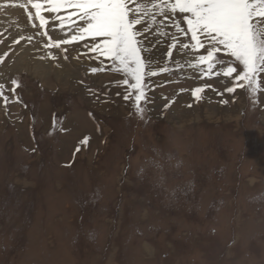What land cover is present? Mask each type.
<instances>
[{
	"label": "rangeland",
	"instance_id": "obj_1",
	"mask_svg": "<svg viewBox=\"0 0 264 264\" xmlns=\"http://www.w3.org/2000/svg\"><path fill=\"white\" fill-rule=\"evenodd\" d=\"M20 2L27 0H0V13ZM18 10L27 19L32 13L33 39L44 31L30 5ZM64 31L72 35L68 25ZM49 35L63 38L59 28ZM3 36L0 32V83L11 89L15 80L19 87L7 113L0 105L5 117L0 121V264H264V90L256 97L240 88L228 93L230 78H200L206 65L196 64L195 57L204 50H185L194 55L195 66H189V55L176 49L172 58L163 57L171 43L166 37L154 45L145 40L150 51L143 55L156 65L157 75L145 77L151 100L141 118L132 100L119 111L106 109L127 86L114 93L116 83L104 79L95 85L84 65L74 72L78 76L83 70L75 80L77 90L51 77L43 86L20 70L18 51L9 49ZM87 39L61 45L67 51L47 50H60V61L69 67L83 57L95 67L102 61L107 79H123L111 70L110 60L86 50L92 43ZM175 56L183 67L173 63ZM165 66L168 72L162 71ZM260 76L264 82V73ZM206 84L215 94L207 95L213 89L206 88L201 99L193 97L192 91ZM209 109L214 119L206 116ZM188 110L198 116L186 119ZM168 114L180 121L169 122ZM49 117L51 128L50 119L45 125ZM66 119L65 137L68 128L78 127L72 135L82 134V141L98 134L103 140L84 156L63 150ZM95 123L102 127L97 135Z\"/></svg>",
	"mask_w": 264,
	"mask_h": 264
},
{
	"label": "snow or ice",
	"instance_id": "obj_2",
	"mask_svg": "<svg viewBox=\"0 0 264 264\" xmlns=\"http://www.w3.org/2000/svg\"><path fill=\"white\" fill-rule=\"evenodd\" d=\"M28 5L34 9L38 27L44 29L37 33L47 37L44 47L67 51L61 45L90 39L89 51L96 54L95 58L103 56L110 60L111 70L123 76L115 82L116 86H127L123 99L133 101V107L141 118L151 100L147 95L150 86L145 83V77L157 75L149 56L143 55L150 51L145 40L154 45L161 42L160 37L170 39L169 50L165 53L168 58L173 56L172 49L184 56L189 55L185 50H204L195 57L196 64L206 65L200 69V78L212 79L213 75L230 78L227 82L230 86L224 89L228 93H235L240 88L256 97L264 90L260 76L264 73V0H27V3L13 6L27 11ZM45 12L51 15L46 17ZM28 20L33 28L37 27L31 12ZM66 25L72 32L70 37L64 31ZM57 28L63 38L49 35ZM146 34H154L156 39L151 40V36ZM189 36L187 42L181 39ZM20 39L31 42L33 36L21 35ZM15 42L18 44L20 40ZM173 63L177 68L183 67L179 60H173ZM186 63L195 66L191 60ZM217 65L221 67L217 68ZM213 69H217L215 73ZM91 71H104L103 62ZM162 71L168 72L169 68L165 66ZM11 83L14 85L11 89L0 83V105L6 113L19 87L15 80ZM206 88L216 91L212 85L206 84L196 87L192 91L193 97L201 99L200 94ZM82 143L87 144V138Z\"/></svg>",
	"mask_w": 264,
	"mask_h": 264
},
{
	"label": "bare ground",
	"instance_id": "obj_3",
	"mask_svg": "<svg viewBox=\"0 0 264 264\" xmlns=\"http://www.w3.org/2000/svg\"><path fill=\"white\" fill-rule=\"evenodd\" d=\"M13 4H18V3H13ZM12 7H13V10L12 11L9 10L8 14L0 13V32L3 33V35L6 37V42L8 43L9 49H15L16 51H18L19 57L17 58L18 62H16V63L20 67V70L26 71L28 73V75H31V77L34 79L35 78L37 79V77H38V80L41 82V84L43 86L45 85V87L50 85L49 84L50 81L48 80V83H46L45 79L48 77H51V79H53V82H55V84H58L61 87L66 88V89H72L73 88V90H77L79 88V86L76 85L75 80L78 79V76L82 75L83 70L79 71L80 75H78V76H77V73H74L75 70L77 71L83 65L86 68H89L86 70H90L93 67H95V65L88 64L86 62V58L83 57V58H80V61H78V62L76 61V59L72 60V63H71L72 66H70L71 67L70 68L69 65L60 61V56L58 55L60 50H58V52H56L53 50L54 49L53 48L52 51H48L47 48L44 47V44H46V43H44V42L42 43V41L39 39L37 40V37H41V36L37 35L31 42L27 41L26 39H20L21 35H25V36L31 35L32 36L31 32H34V30H36L37 28H33L31 25H29V21H28L27 17H25V15L22 11L18 10L20 7L13 6V5H12ZM28 26H31V28H29ZM55 37H57V36H55ZM2 40H4V39L1 38V41ZM16 40H20V42L17 44L15 42ZM3 46H5V45H3ZM156 49L157 50L155 51V53H157L158 56H160L159 55L160 54L159 48L157 47ZM86 50L88 52H90L89 48H87ZM191 54H193V53H191ZM191 54H189L188 57H189V60L193 61L194 59H192V58H194V55H191ZM66 55L68 57V54H66ZM24 56H26V58ZM53 56L55 57L54 59L52 58ZM22 57H23V59L20 61V59ZM61 57H62V55H61ZM175 58H177V57L175 56ZM184 59L186 60L187 57H185ZM70 69H72V70H70ZM187 73H188V71H187ZM107 76H110V75L109 74L108 75L102 74L101 71H98L96 73L89 74L87 77L90 79V81H93L95 85L101 86L102 84L105 83V81L106 82L111 81L110 85H113L115 83L116 79L110 78L111 79L110 80V79H107L108 78ZM104 79H105V81H104ZM92 86H94V85H92ZM115 89H117L119 92L123 91L122 86H115L114 89H110V90L112 92H114ZM207 91H208L207 95L212 96L213 94H215L214 91H212V90H207ZM75 92H77V91H75ZM115 92H117V91H115ZM100 93H101V91H100ZM84 96L91 98V96H89V95L84 94ZM113 96H114V100H112L113 103H108L106 109H109L112 111V109L114 108V111H119L122 108L121 104L125 103V100L123 99V94L121 93L120 95H113ZM101 100L102 99L96 100L95 103L97 105L98 104L100 105L102 102ZM240 104H242L241 100H238V103L235 104V108L237 109V111H235V114L238 116H239L238 108L239 107L241 108ZM88 106H90V105H88ZM0 109H2V106H0ZM190 110H195V108L193 107ZM190 110H188L185 118L186 119H188V118H194L195 119L198 116L197 111H190ZM211 112H212V109L206 110V116L208 115L209 119H211V118L214 119L215 114H212ZM214 112L216 113V111H214ZM170 114L167 115V120H170L169 122H171L173 124H177L180 120L179 121L174 120ZM227 114H228V112H227ZM238 116L236 117L237 119H238ZM217 117H218V120H222L221 115L217 116ZM4 119H5L4 113L0 112V121H3ZM191 122H189V123L191 124ZM76 128H78V127L70 128V129L68 128V130L71 131L70 132L71 134H77L79 132H78V129L75 130ZM93 128H95V127H93ZM97 128L98 129L95 128L96 130H92V132L100 133V130H102V127L99 126Z\"/></svg>",
	"mask_w": 264,
	"mask_h": 264
},
{
	"label": "crops",
	"instance_id": "obj_4",
	"mask_svg": "<svg viewBox=\"0 0 264 264\" xmlns=\"http://www.w3.org/2000/svg\"><path fill=\"white\" fill-rule=\"evenodd\" d=\"M170 40V39H169ZM162 55H163V57H165V58H167L166 57V55L164 54V53H161ZM159 58H160V56H158V60H159ZM164 58V59H165ZM155 59V58H154ZM175 60H182L181 58H175ZM152 66H156V65H153L152 64ZM89 121L88 122H91V117H86ZM49 119H50V117L49 118H47L46 119V121H45V125L46 124H48V121H49ZM86 119V120H87ZM69 121V120H68ZM44 122V121H43ZM71 122L72 121H70L69 122V124H68V126H70V124H71ZM66 123H67V119L64 121V123H63V127H62V133L64 134V136H62V149L64 150L65 149V151L66 150H69L70 148H73L72 149V151L74 150H76L77 148H79L80 149V151H78V154H77V156H79V155H81L82 154V156H84V154L85 153H91L90 151H91V145L93 144V146H95V144L97 143V141H99V140H103V138L104 137H101V135L100 134H96V132H94L93 134L95 135H97V136H95L94 138H93V140H87V144H83L82 143V139H83V137L81 138V136H82V134L81 135H72V134H68V137H65L66 135H65V133H66V130H65V127H67V125H66ZM89 125H92L91 123H88ZM52 125H54V120H53V118H51L50 119V123L48 124V128H51V126ZM96 126H98L96 123H95V125H94V127L96 128V129H98ZM80 127V126H79ZM99 127V126H98ZM95 128H93V130H96ZM75 130H77V128L75 129ZM79 132V131H78ZM79 138V140H78V142L76 143V144H74V142L72 143V141H74V140H76V139H78ZM98 138H100V139H98ZM25 140V139H24ZM26 144V143H25ZM25 144H23V145H25ZM100 144V143H99ZM37 147V146H36ZM63 152V154H65L66 152Z\"/></svg>",
	"mask_w": 264,
	"mask_h": 264
},
{
	"label": "trees",
	"instance_id": "obj_5",
	"mask_svg": "<svg viewBox=\"0 0 264 264\" xmlns=\"http://www.w3.org/2000/svg\"><path fill=\"white\" fill-rule=\"evenodd\" d=\"M57 126V125H56Z\"/></svg>",
	"mask_w": 264,
	"mask_h": 264
}]
</instances>
